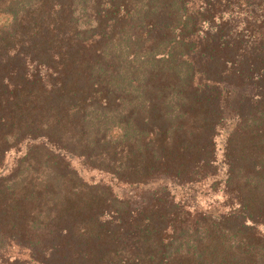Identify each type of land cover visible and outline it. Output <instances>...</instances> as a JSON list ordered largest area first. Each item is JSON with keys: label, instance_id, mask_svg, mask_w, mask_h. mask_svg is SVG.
Listing matches in <instances>:
<instances>
[{"label": "trees", "instance_id": "1", "mask_svg": "<svg viewBox=\"0 0 264 264\" xmlns=\"http://www.w3.org/2000/svg\"><path fill=\"white\" fill-rule=\"evenodd\" d=\"M7 243L0 264H264V0H0Z\"/></svg>", "mask_w": 264, "mask_h": 264}, {"label": "rangeland", "instance_id": "2", "mask_svg": "<svg viewBox=\"0 0 264 264\" xmlns=\"http://www.w3.org/2000/svg\"><path fill=\"white\" fill-rule=\"evenodd\" d=\"M72 165L75 168H77V165L75 163H72ZM84 175H85V177L87 179L86 181L99 182L100 180H103V182L98 183L100 185H103V184H107L108 185V183H109L105 176H101L96 171H88V170H86V173ZM110 186H111V189L114 192V194L116 196H118L119 198H121V199L126 197L127 195H129V193L132 191V188L121 187V185H119L117 187H114V188L112 187V185H110ZM137 195H139V194H137ZM41 230H46V228L45 229H41ZM8 246H9V243L2 245L3 249H0V256L3 254V252L7 249ZM9 247H11V246H9Z\"/></svg>", "mask_w": 264, "mask_h": 264}]
</instances>
